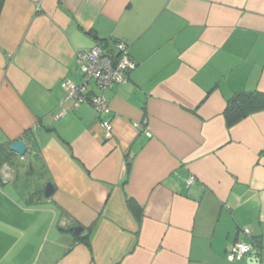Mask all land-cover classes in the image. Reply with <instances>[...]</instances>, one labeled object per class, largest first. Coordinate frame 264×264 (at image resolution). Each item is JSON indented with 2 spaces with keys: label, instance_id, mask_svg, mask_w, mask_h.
Returning a JSON list of instances; mask_svg holds the SVG:
<instances>
[{
  "label": "crops",
  "instance_id": "obj_1",
  "mask_svg": "<svg viewBox=\"0 0 264 264\" xmlns=\"http://www.w3.org/2000/svg\"><path fill=\"white\" fill-rule=\"evenodd\" d=\"M114 39L136 67L110 110L55 118L76 52ZM242 91L264 93V0H2L0 148L26 152L0 167V264H253L235 241L264 264V108L223 116Z\"/></svg>",
  "mask_w": 264,
  "mask_h": 264
},
{
  "label": "built area",
  "instance_id": "obj_2",
  "mask_svg": "<svg viewBox=\"0 0 264 264\" xmlns=\"http://www.w3.org/2000/svg\"><path fill=\"white\" fill-rule=\"evenodd\" d=\"M75 61L80 80L64 79L65 95L59 101L61 108L55 118L63 117L69 110L78 108L85 102L90 103L97 114L107 113L110 108L105 91L113 84L124 83L130 71L136 67L128 44L120 39L113 40L112 48L103 44L82 48L76 52ZM101 125L105 138L111 137V120L102 119ZM147 134L150 135L149 132ZM191 181L192 178L187 182ZM250 252L255 253L251 242L235 241L230 246L226 258L229 261L241 260Z\"/></svg>",
  "mask_w": 264,
  "mask_h": 264
},
{
  "label": "trees",
  "instance_id": "obj_3",
  "mask_svg": "<svg viewBox=\"0 0 264 264\" xmlns=\"http://www.w3.org/2000/svg\"><path fill=\"white\" fill-rule=\"evenodd\" d=\"M1 3L2 0H0V7ZM263 108L264 93L257 91L237 92L227 101L223 110L225 124L227 127H231L250 113ZM10 153L12 152L5 147L0 148V167L8 161ZM127 205L139 223L143 213L142 207L130 197L127 199ZM77 237L82 240H87V235L82 236L79 234Z\"/></svg>",
  "mask_w": 264,
  "mask_h": 264
},
{
  "label": "water",
  "instance_id": "obj_4",
  "mask_svg": "<svg viewBox=\"0 0 264 264\" xmlns=\"http://www.w3.org/2000/svg\"><path fill=\"white\" fill-rule=\"evenodd\" d=\"M8 149L10 151H13L15 153H17L18 155H24L25 152H26V146L23 142L22 139H18V140H15L11 143L8 144ZM53 192V186L50 182H48L45 187H44V195L45 197H49ZM68 229L71 230L74 234H79L81 231H82V227L75 221H72L69 223L68 225ZM255 254L253 253L251 255V257L249 258L250 262H252L253 264L254 263H257L258 264V261L256 259V256H254Z\"/></svg>",
  "mask_w": 264,
  "mask_h": 264
}]
</instances>
